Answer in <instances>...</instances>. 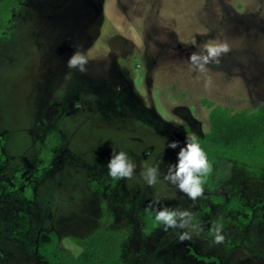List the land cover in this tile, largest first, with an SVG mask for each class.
<instances>
[{"label": "rangeland", "instance_id": "obj_1", "mask_svg": "<svg viewBox=\"0 0 264 264\" xmlns=\"http://www.w3.org/2000/svg\"><path fill=\"white\" fill-rule=\"evenodd\" d=\"M25 3L0 36V264H52L44 252L54 237L78 252L72 237L102 225L105 211L112 228L129 233L125 264H264V173L221 158L214 189L196 201L163 179L179 151L169 142L183 146L208 132L207 101L233 111L264 103V0ZM55 31L71 36L72 56H86V71L35 54ZM212 43L230 50L197 70L190 54ZM26 53L36 72L17 65ZM51 131L58 134L52 165L38 170ZM114 149L136 162V178L108 175ZM146 163L161 170L151 187L139 178ZM233 197L241 218L227 205ZM162 207L191 211L201 234L182 240L180 229L163 225L147 233L146 220ZM216 225L222 244L212 243Z\"/></svg>", "mask_w": 264, "mask_h": 264}, {"label": "trees", "instance_id": "obj_2", "mask_svg": "<svg viewBox=\"0 0 264 264\" xmlns=\"http://www.w3.org/2000/svg\"><path fill=\"white\" fill-rule=\"evenodd\" d=\"M17 0H0V32L12 16ZM209 113L210 128L203 136L193 137L200 143L213 165L205 185H212L215 164L221 157L231 158L236 166L253 176L264 173V103L256 110L233 111L229 107L213 105ZM58 137L54 133L41 148L43 164L52 162ZM238 205H240L237 202ZM238 207L237 205H235ZM155 212L146 220V232L151 233L162 226L155 219ZM102 225L96 227L86 237H72L79 248L78 252L65 246L56 237L45 248L47 258L52 264H125L122 261L124 245L129 238L128 231L111 227L113 215L105 211L100 218Z\"/></svg>", "mask_w": 264, "mask_h": 264}, {"label": "clouds", "instance_id": "obj_3", "mask_svg": "<svg viewBox=\"0 0 264 264\" xmlns=\"http://www.w3.org/2000/svg\"><path fill=\"white\" fill-rule=\"evenodd\" d=\"M227 43H212L206 45L203 51L193 52L189 56V62L199 71H205L210 63H219L220 57L229 51ZM87 58L83 53L76 52L69 60L68 67L80 72L86 71ZM207 80L205 87L211 85ZM173 150L179 148L176 154V162L168 165L167 173L163 179L175 186L192 201L200 198L205 191L208 176L213 171V165L200 143L188 140L183 146L178 141L168 144ZM136 162L127 151L113 150L107 163L108 175L115 179L132 180L137 176ZM140 180L149 187L156 185L161 179L159 164H145L139 173ZM159 201V197H157ZM154 219L163 225L165 230L180 229V239H192L193 235L199 236L202 227L194 222L193 213L187 209L162 207L155 211ZM222 225H216L213 230L212 243L225 242Z\"/></svg>", "mask_w": 264, "mask_h": 264}, {"label": "flooded vegetation", "instance_id": "obj_4", "mask_svg": "<svg viewBox=\"0 0 264 264\" xmlns=\"http://www.w3.org/2000/svg\"><path fill=\"white\" fill-rule=\"evenodd\" d=\"M25 6H26L25 0H17L16 7L12 9V16H11V18L9 20H7V24L5 25L4 29L0 32V36L2 34L6 33L7 29L9 28V26L11 24L12 18L15 16L16 12H18L21 9H24ZM72 13H73V10L71 11L69 9V13L68 14H70V17H72ZM53 34L54 35L50 36V38H49L50 41L48 42V44H46V43L43 44L40 40L38 42L36 41L37 42V47L42 48V50H40V51L36 50L35 54H37V55L39 54V57H40L41 53L43 54V52H44V54H47V55L49 54V56L53 60H58L59 61L58 64L60 66H62L63 68L66 65V67L64 69L67 70L68 69V67H67L68 60L71 58V56L73 54V50H72L73 47H72V43L70 41L71 40V36H68L67 34H65L63 36H60L59 33H57L56 31L53 32ZM38 37L40 38V36H38ZM11 42H15V41H11ZM9 43L10 42H7V44H9ZM5 46H6V44H5ZM46 47H47V49H46ZM28 55H30V53H26L25 56L22 59H20V60L17 59V60H19L17 65H21L23 63V65H25L24 71H26V70L30 71V68L33 67L35 69V72H36V68L35 67L37 65L36 64L33 65V64L30 63L31 62V58H30L31 56L29 57ZM26 63H28V64H26ZM51 63H52V61H51ZM70 70H72V69L70 68ZM72 92H73V90L70 93V95H71L70 97L71 98H73L72 97ZM71 102H73V100ZM52 133H54L58 137V134L55 131H51L48 135H50ZM48 135L45 137L43 143L40 144V146H39L40 149L43 148V146H44V144H45V142H46V140L48 138ZM150 151H152V150H150ZM40 152H41V150H40ZM4 155H5L4 141H3L2 137L0 136V172H1V167H2L1 162L3 161ZM221 158H224V157H221ZM219 160L216 162L215 168H216V165L219 162ZM43 163H44V161H43ZM50 165H52V163L49 164V165H46V164H41L40 165L39 164L38 165V167H39L38 170H47V169L50 168L49 167ZM20 172L21 171H19V173H17L16 178L14 179L15 186L17 184H19V178L21 176ZM214 174H215V172H214ZM215 182H216L215 181V176H213V181H212L211 187H210V185H205V190H208L209 192L212 191L214 189ZM25 197H29V196H25ZM237 202L240 205H238ZM227 205L233 210V212L237 213L239 215V217L241 218L242 210L244 211V208H243V205H241V199L239 197H233L230 201L227 202ZM235 205H237L238 207H236Z\"/></svg>", "mask_w": 264, "mask_h": 264}]
</instances>
